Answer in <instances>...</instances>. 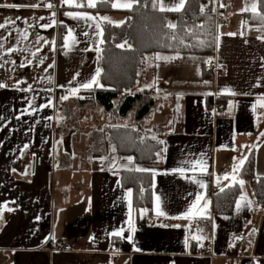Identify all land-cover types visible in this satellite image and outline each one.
<instances>
[{"label": "crops", "instance_id": "crops-1", "mask_svg": "<svg viewBox=\"0 0 264 264\" xmlns=\"http://www.w3.org/2000/svg\"><path fill=\"white\" fill-rule=\"evenodd\" d=\"M96 1L0 0L16 5L0 7V264H264V205L238 177L251 150L254 174L264 177V34L243 18L257 0H215L212 56L146 58L132 92L154 98L149 114L112 110L129 119L103 126L162 141L158 158L143 164L110 154L106 135L97 140L106 150L88 153L53 132L57 97L82 98L97 83L101 23L121 24L136 3L112 0L110 13L85 8ZM235 1L243 2L240 21L231 19ZM179 4L157 0L159 10ZM180 10L161 11L175 25ZM219 13L228 26L216 22ZM133 168L151 173L150 207L135 209L121 184L120 172ZM233 182L242 189L232 211L214 213L212 195Z\"/></svg>", "mask_w": 264, "mask_h": 264}, {"label": "trees", "instance_id": "trees-1", "mask_svg": "<svg viewBox=\"0 0 264 264\" xmlns=\"http://www.w3.org/2000/svg\"><path fill=\"white\" fill-rule=\"evenodd\" d=\"M94 13H110L115 9L112 0H97L94 7H85ZM125 20L114 25L102 22V41L97 55L99 75L96 85L83 91L84 97H75L76 106H101L106 111L124 115L134 109L137 120L147 116L154 98L142 91L132 92L139 71L147 57L156 53L202 54L212 56L215 49V0H186L176 13L175 27H169V14L158 8L157 0H136L126 10ZM246 23L264 34V0H257V10L246 11ZM120 45H124L120 47ZM118 99L117 106L113 100ZM66 104L57 97L58 108ZM55 106V107H56ZM110 144L118 156L132 155L136 164L154 162L161 150L160 142L143 137L139 129L115 125L107 130ZM253 150L246 157L239 178H247L256 201L264 205V177L253 171ZM121 184L132 189L135 209L151 206V173L138 169L122 170ZM239 182H233L212 195L214 213H230L241 194Z\"/></svg>", "mask_w": 264, "mask_h": 264}, {"label": "rangeland", "instance_id": "rangeland-1", "mask_svg": "<svg viewBox=\"0 0 264 264\" xmlns=\"http://www.w3.org/2000/svg\"><path fill=\"white\" fill-rule=\"evenodd\" d=\"M222 1L225 2V4L226 2H228L227 0ZM242 3V1H235L233 13L231 16L232 20H241L240 8ZM228 5L229 4H227V6ZM65 101L66 104H62L59 108L55 103L58 113L54 118L55 122L53 121L55 124L53 132L56 135H63L64 132L65 134L71 135L74 151H78V149L80 148L82 149V151H86V147L90 146L87 152H96V149H101V147L103 146V149H101L103 152L106 150V146L108 152L119 159L120 156L116 154L114 147L110 144V141H108V134L106 132V129H103V126H107L108 124L111 125L112 122L124 123V121L126 122L129 118L122 119L117 116L114 111L110 113H107L103 110L98 111L92 107H89L88 105L78 107L76 106L74 99H66ZM129 117H131V114ZM56 131H59V134H57ZM103 135H106L104 137V140L105 142L107 141L108 144H97L98 138H101V136ZM86 138L88 139V141ZM92 138L96 139L93 144ZM84 142H86V144ZM110 154L108 156H110Z\"/></svg>", "mask_w": 264, "mask_h": 264}, {"label": "built area", "instance_id": "built-area-1", "mask_svg": "<svg viewBox=\"0 0 264 264\" xmlns=\"http://www.w3.org/2000/svg\"><path fill=\"white\" fill-rule=\"evenodd\" d=\"M216 22H217V23H220L222 26H228V24H229V22H228V20L226 19V17H225L224 15L220 14V13L216 15ZM64 38H65V36L62 35V36H61V39H64ZM204 67H205L206 69H211V70H213L214 73H219V72H220V70L218 69L217 64H216L215 62H213V61H208V62L204 63ZM211 109H212L213 111H215L216 113H218V114L221 113L220 106H219V104H218L217 102H215V101L211 104ZM56 132H57V134H59V131H56ZM209 246H210V243H209L208 241H205V242L201 245V249H202L203 251H207L208 248H209ZM55 249L68 250L69 247H68L66 244H64V243H58V244L55 246Z\"/></svg>", "mask_w": 264, "mask_h": 264}, {"label": "snow or ice", "instance_id": "snow-or-ice-1", "mask_svg": "<svg viewBox=\"0 0 264 264\" xmlns=\"http://www.w3.org/2000/svg\"><path fill=\"white\" fill-rule=\"evenodd\" d=\"M65 2L68 3V2H70V0H65ZM183 3H184V0H180V4H179V6L176 7L175 9H165V8L163 7V5H161V10H180V8L183 7ZM4 6H7V7H16V5H13V4H9V5H3V4H0V7H4ZM48 6H49V7H52L51 4H49ZM89 6H90V7H94L95 4H94V3H89ZM113 6L116 7L117 5L114 4ZM124 6H125V7H131V4H127V5H124ZM221 6H223V5H221ZM253 7H255V6H253ZM104 19H107V18L105 17ZM10 23H11V21H10ZM4 27H6V25L3 24V23H0V28H4ZM169 27L174 28L175 25L170 24ZM69 35L71 36V32L69 33ZM230 35H231V34H230ZM25 38H27V37L25 36ZM123 46H124V45H120V47H123ZM157 59H161V57H157ZM164 59H167V58H164ZM97 75H99V70H97ZM0 87H4V85H3V84H0ZM83 87H85V88H89V87H91V84H84ZM65 99H67V97H65ZM161 143H163V142L161 141ZM129 159H131V158H129ZM138 170L145 171L146 169H138ZM181 171H183V169H181ZM225 178H227V177H225ZM241 183H243V181H241ZM201 186L203 187V185H201ZM129 195H131V193H129ZM158 214H161V215H162L163 213H158ZM122 233H123V229H121L120 232L113 233V235L120 236V235H122ZM128 239L130 240L131 237H128Z\"/></svg>", "mask_w": 264, "mask_h": 264}]
</instances>
